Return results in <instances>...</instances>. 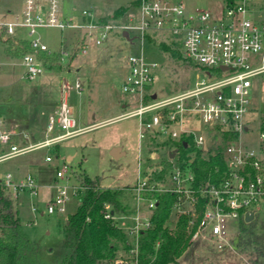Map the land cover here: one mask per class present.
<instances>
[{"label":"built area","instance_id":"2783aa9c","mask_svg":"<svg viewBox=\"0 0 264 264\" xmlns=\"http://www.w3.org/2000/svg\"><path fill=\"white\" fill-rule=\"evenodd\" d=\"M134 2L135 15L128 25L119 27L104 23L90 9H83L78 16H65L62 0H23L19 13L7 11L10 18L0 17V39L12 38L17 44H28L29 49L20 61L24 78L34 81L46 69L45 54L58 56L59 63L74 61L88 52L92 41L101 46L114 30L134 33L141 52L129 57V72L122 90L135 98L138 107L118 120L139 119V137L150 142L158 166L145 179L138 177L137 183L128 189L134 205L115 219L118 223L132 221L128 229L119 225L129 238L132 252L138 255L140 237L151 227L158 196L173 193L177 195L173 211L189 219L191 243L206 239L226 251L235 247L229 221L248 223L246 216L253 214L255 218L264 207V113H260L259 143L252 147L244 138L253 123L247 116L256 109L253 91L256 85L264 86V20L256 18L251 0H225L219 12L199 8L190 11L185 3L172 0ZM45 28L69 30L70 38L62 40L59 51L51 50L39 35V30ZM156 35L179 44L184 57L202 74L194 89L164 97L149 91L158 64L147 61L145 44ZM82 90L78 80L74 85L63 83L62 98L48 118L47 137L41 142L18 144L15 138L20 134L8 130L4 119H0V164L37 150L54 151L60 143L80 135L83 130L78 128L68 96ZM202 130L205 134L200 133ZM206 133L212 136L211 141L216 139L214 135H220L221 143L211 153L222 146L224 134L233 138L223 145L225 170L218 168L216 177L201 182L194 160L198 151L205 154ZM23 137L29 138L26 134ZM184 137L191 138L194 149L187 158H181L176 148L168 147V143L180 142ZM46 162L52 163L53 157L48 155ZM72 177L69 163L57 169L56 194L48 203L49 214L64 213L71 197H78L84 190L80 182L70 183ZM1 183L14 205L26 192L38 195L32 175L18 179L9 172ZM106 209L105 216L109 217L110 207ZM38 211L33 208V212ZM116 263L121 264L119 260Z\"/></svg>","mask_w":264,"mask_h":264},{"label":"rangeland","instance_id":"374dc122","mask_svg":"<svg viewBox=\"0 0 264 264\" xmlns=\"http://www.w3.org/2000/svg\"><path fill=\"white\" fill-rule=\"evenodd\" d=\"M172 1L185 3L190 11L199 8L219 12L225 5V0ZM133 3L134 0H62V7L64 15L68 17L78 16L83 9H90L104 23L123 27L129 24L136 13ZM251 4L256 18L264 20V0H251ZM22 5L23 0H0V17L10 18L7 11L19 13ZM123 32L121 29L112 31L101 46H96L92 41L86 54H80L75 61L59 63L58 60L55 63L58 67L45 69L34 81L24 78L21 58H14L8 53L10 44L6 40L0 42V119L8 118L13 112L20 116H41L43 97H50L54 103L53 99L60 93L62 83L74 85L78 80L83 90L80 93L70 92L68 101L70 105L79 107L82 126H91L81 135L60 143L58 151L56 148V151L37 150L0 164L2 178L6 173L18 170L22 176L19 179L32 175L36 180L39 172L30 168L28 161L34 159L42 165L47 154L53 157L51 165L44 163L42 166L47 169L45 179L36 180L38 195L31 196L26 192L20 197L21 204H16L22 228L39 251L38 264H57L62 255L63 227L80 203L77 196H72L64 213L47 212L48 203L56 194V179L53 178L56 177L57 169L63 168L67 162L68 155H74L73 161L68 162L74 173L70 181L72 185L79 183V176L87 175L98 181L101 188L122 189L125 193L123 199L130 202L133 200L128 187L134 186L139 176L145 179L158 166L150 142L139 137V119L130 117L117 120L119 115L138 107L135 98L126 95L122 86L129 72V57L140 54V43L134 33H130L132 41H128L123 37ZM70 34L69 30L56 28L39 30L42 41L54 51L62 48V40H68ZM162 46H167L171 51H166ZM145 56L147 61L158 64L153 70L154 82L149 91L157 93L159 97L194 89L200 77L203 78L184 57L181 46L165 36L150 38L145 44ZM253 95L256 109L247 116V120L253 119V123L251 132L244 138L247 144L255 147L259 143L261 131L260 113H264V86L256 85ZM127 104L128 107H123ZM200 133L205 134L203 130ZM206 135L208 142L205 154L209 150L211 153L221 143L219 134L214 135V141L210 140L212 136ZM113 146L122 147L126 155L115 158L111 154ZM161 154L164 155V152ZM34 207L39 211L33 212ZM127 208L130 209L129 206ZM178 215L173 211L168 222L170 228L175 226ZM119 223L124 229L132 226L130 219ZM240 224L236 220L228 223L230 235L235 236V247L221 251L211 241L199 239L191 244L177 264H260L264 259L261 256L264 252V207L251 222L244 224L243 230ZM131 259L127 253L119 252V263L133 264Z\"/></svg>","mask_w":264,"mask_h":264},{"label":"trees","instance_id":"16d2710c","mask_svg":"<svg viewBox=\"0 0 264 264\" xmlns=\"http://www.w3.org/2000/svg\"><path fill=\"white\" fill-rule=\"evenodd\" d=\"M6 43L10 44L8 53L14 58H21L29 49L26 42L17 44L12 38H7ZM162 48L171 51L167 46ZM44 60L46 69L59 66L55 64L59 60L56 56L45 54ZM232 138V135L224 134L223 144L215 153L197 152L194 169L201 182L210 176L216 177L218 168L225 170L223 145ZM191 141V138L184 137L180 142L168 143V147L170 150L176 148L181 158H187L194 151ZM78 179L84 190L79 193L76 212L69 216L63 227L62 255L57 264H114L121 251L132 257L133 264H177L191 246L192 231L188 228L186 215H179L173 228L168 226L177 195L165 193L158 196L151 227L141 235L139 252L135 255L128 236L115 219L117 214L129 211L124 203L123 190L101 188L98 181L87 175ZM107 206L110 207L109 217L105 216ZM244 224L241 221L242 230ZM38 256L39 251L22 228L13 200L5 193L0 173V264H38Z\"/></svg>","mask_w":264,"mask_h":264},{"label":"crops","instance_id":"0c3cea01","mask_svg":"<svg viewBox=\"0 0 264 264\" xmlns=\"http://www.w3.org/2000/svg\"><path fill=\"white\" fill-rule=\"evenodd\" d=\"M13 64H15V63H13ZM23 76H24V74H23ZM62 85H63V83H62ZM62 85H61V87H62ZM59 94L56 95L55 99H53L54 103L51 102V98L50 97H47V98L43 97V100H42L43 113H42L41 116H39V115L38 116H33V115H25V116L21 115L20 116L18 114H14V112H13L10 115H8V118H4V121L6 122L7 129L16 131V132H18L20 134L18 137L15 138V141L18 144L23 145V144H27L28 142H30V143H38V142H41L44 139H46V137H47L46 128H47L48 118L57 109V106H58V104H59V102H60V100L62 98V92L61 91H60ZM68 97H70V95ZM71 107L73 108L74 116H75V118L77 120V123H78V128L83 130L82 133H84L85 131L88 130V127L90 128L91 126H82L83 121H82L81 116L79 117V107L77 105H74V104H71ZM123 107H126V105H124ZM121 115H119L118 117H120ZM118 119L119 118H117V120ZM24 134L28 135L29 138L25 139L23 137ZM56 149L58 151L60 149V147L59 148L56 147ZM115 149L119 150L118 157H115V158L118 159V158L126 155V152L120 146H113L111 148V154H112L113 150H115ZM47 156H48V154L45 156V162L44 163H47V164L51 165L53 162L52 163L46 162V157ZM73 159H74V155H68L67 158H66L67 163L70 162V161H73ZM28 163L30 165V168H33L36 172H39V175L37 176L38 178H36V180H38V179L39 180H44L45 177H46V172H47V169H44L45 167H42L44 163L41 162L42 165H39V162L38 161L36 162L34 159L29 160ZM40 169H42L43 171H41ZM13 174L18 179L22 177L20 172H18V170L15 171ZM53 179L55 180L56 177H54ZM131 187H128V188H131ZM18 203H19V201H18ZM124 203H125L126 207L127 206L130 207V209H128V210H131L132 206L134 205V201L130 202L128 199L124 200ZM19 204H21V203H19ZM15 209H16V204H15ZM67 221H68V219H67ZM261 256H262V258H264V252L261 254ZM259 263L260 264H264V259H263L262 262H259Z\"/></svg>","mask_w":264,"mask_h":264},{"label":"water","instance_id":"95a60500","mask_svg":"<svg viewBox=\"0 0 264 264\" xmlns=\"http://www.w3.org/2000/svg\"><path fill=\"white\" fill-rule=\"evenodd\" d=\"M122 35H123V37L126 38L128 41H132V39H131V37H130V35H129V33H128L127 31H124V32L122 33ZM153 98L155 99V96H154ZM112 153H113L112 155H114V157H118L119 150L115 149V150H113ZM174 156H175V153H172V154H171V157H174ZM253 219H254V215H253V214H249V215L246 216V221H247V222H251Z\"/></svg>","mask_w":264,"mask_h":264}]
</instances>
